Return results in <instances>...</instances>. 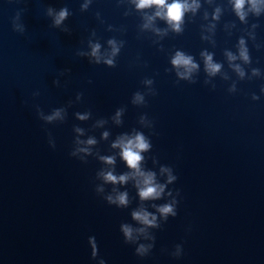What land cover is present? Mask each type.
<instances>
[{
	"label": "water",
	"instance_id": "95a60500",
	"mask_svg": "<svg viewBox=\"0 0 264 264\" xmlns=\"http://www.w3.org/2000/svg\"><path fill=\"white\" fill-rule=\"evenodd\" d=\"M180 2L0 0V264H264V0Z\"/></svg>",
	"mask_w": 264,
	"mask_h": 264
},
{
	"label": "clouds",
	"instance_id": "9594fccd",
	"mask_svg": "<svg viewBox=\"0 0 264 264\" xmlns=\"http://www.w3.org/2000/svg\"><path fill=\"white\" fill-rule=\"evenodd\" d=\"M252 2L255 3V0H252ZM244 3H245V0H236L235 7H236L238 14L240 13ZM153 5H155L157 9H163L162 18L166 19L175 29L179 30V24L183 16V13L189 7L187 4L181 3L180 0H173L171 4H168L166 0H138V3H137L138 8H147ZM65 15H66V11H62L60 13V18L57 19V23H59L60 19L63 18ZM156 15L161 16V11H157ZM115 51L116 49H114V52ZM95 54H96V49H94L93 51V55ZM108 63H111V61H108ZM172 63L176 66H184L188 72H190L193 68L196 67V65L192 63L191 57H185L181 53H177ZM219 67L220 66L218 64H212L211 57H208V70L211 73H215L216 71H218ZM181 75H184V74L182 73ZM136 99L139 101V100H142V97L137 95ZM59 115L60 113L59 111H57L54 114V116L47 117V119L52 120L55 118V116H59ZM88 143L92 144L94 143V141L89 140ZM113 147L121 148V156L125 160L128 167L135 170V174L143 178L142 179L143 187H141L139 191L140 198L142 200H146V199H154V198L159 197L161 192L163 191V186L157 185L154 183L153 173L151 172L144 173L140 170V162L143 159L141 152L146 151L151 147L150 143L146 140L145 136L143 134L137 133L131 139H128L127 137H123L120 140H118L113 145ZM105 159L107 163H113V159L111 157H107ZM104 179L107 182H112V183H125L129 179V176L125 174V175H121L117 177L113 175L111 172H108L104 175ZM173 179H176V177H173L170 175L169 182H171ZM109 200H111V197H109ZM117 200L119 204L126 205L127 204V194L126 193L120 194L117 197ZM159 211L165 215L169 213H171L173 216L176 215L171 205H165L161 207ZM132 215L134 219L140 221L141 223L145 225H152L155 220V217H153L152 219H149V213L145 211L134 212ZM123 232H124L125 237H127L128 239L132 238V229L130 227L123 226ZM93 248H94L93 255H95L96 254L95 243H93ZM138 251H144L143 246H141V248Z\"/></svg>",
	"mask_w": 264,
	"mask_h": 264
}]
</instances>
